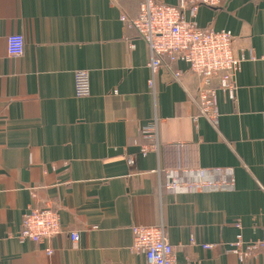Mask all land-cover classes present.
<instances>
[{
    "label": "crops",
    "instance_id": "crops-1",
    "mask_svg": "<svg viewBox=\"0 0 264 264\" xmlns=\"http://www.w3.org/2000/svg\"><path fill=\"white\" fill-rule=\"evenodd\" d=\"M140 3L0 0V264H145L130 250L131 229L159 225L175 264H264L229 247L264 235V0L199 6L192 19L229 32L244 57L234 98L217 93L216 127L198 113L199 80L184 62L171 66L179 81L162 67L151 95L148 48L120 20L134 19ZM14 34L24 38L20 57L7 54ZM84 70L90 91L77 98L75 74ZM154 121L158 152L141 156ZM180 163L232 168L235 185L169 194L163 171ZM45 208L58 211L59 233L21 241L24 214Z\"/></svg>",
    "mask_w": 264,
    "mask_h": 264
},
{
    "label": "built area",
    "instance_id": "built-area-1",
    "mask_svg": "<svg viewBox=\"0 0 264 264\" xmlns=\"http://www.w3.org/2000/svg\"><path fill=\"white\" fill-rule=\"evenodd\" d=\"M224 0H177L176 5L165 4L155 0H141L139 13L134 19L125 15L120 17L127 28L136 31L149 53L147 68L149 78L147 87L155 95V77L162 67L171 72L173 80L179 81L180 72L171 70L176 62H184L188 72L198 78L195 104L198 113L212 126L218 124L217 93L234 98L233 77L240 69L243 56H236L232 48V36L227 31H214L211 28H198L192 21L199 6L218 8ZM188 12L190 19L184 17ZM7 54L20 57L23 54L24 38L14 34L7 38ZM255 60L253 56L250 58ZM264 60V56L261 57ZM216 81V86L213 82ZM74 91L77 98L89 95L88 72L75 74ZM148 145L140 147L141 156L158 152L156 122L145 130ZM127 164L132 166L134 158L128 156ZM162 188L169 194L181 195L200 192L231 190L235 185L232 168H200L194 164L180 163L168 166L163 171ZM60 218L54 209L29 210L21 220L19 239L35 244L58 234ZM132 243L130 250L144 257L145 264H175L174 250L168 242L163 225L157 227L135 226L131 229ZM69 239L75 243L79 240L76 232L69 233ZM194 242L192 241L191 244ZM230 252L244 260L261 255L264 257V235L261 240L245 243L239 236L229 244ZM207 252L213 249L211 244H202ZM48 255L51 250H45Z\"/></svg>",
    "mask_w": 264,
    "mask_h": 264
}]
</instances>
